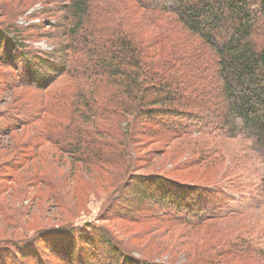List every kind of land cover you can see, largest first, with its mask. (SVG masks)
<instances>
[{
    "label": "trees",
    "instance_id": "1",
    "mask_svg": "<svg viewBox=\"0 0 264 264\" xmlns=\"http://www.w3.org/2000/svg\"><path fill=\"white\" fill-rule=\"evenodd\" d=\"M134 1L149 13L173 16L184 34L181 42L163 44L159 52L125 20L126 10L109 0H70L57 27L62 39L50 52L34 51L26 45L30 36L0 27V64L14 76L15 87L47 92L65 77L76 84L69 120L80 119L90 128L78 126L55 145L74 163L92 168L122 162L119 179L115 176L111 185V203L99 218L121 203L137 207L122 212L116 206L123 219L140 222L151 216L185 227L205 226L223 214L216 190L160 173L138 175L131 170L136 166L133 152L146 140L223 132L253 138L264 157V44L258 41L264 33V0ZM167 38L174 40L164 34ZM181 44L195 47L186 51ZM7 126L1 125L0 132ZM118 129L124 137L119 142ZM260 192L264 195V179ZM207 196L214 197L205 203ZM65 229L8 243L11 254L5 258L12 264H48L51 259L62 264H177L157 262L156 256L135 258L127 245L95 223ZM226 253L233 259H243L238 254L244 253L253 257L250 247ZM209 258L204 264H220L218 256Z\"/></svg>",
    "mask_w": 264,
    "mask_h": 264
},
{
    "label": "rangeland",
    "instance_id": "2",
    "mask_svg": "<svg viewBox=\"0 0 264 264\" xmlns=\"http://www.w3.org/2000/svg\"><path fill=\"white\" fill-rule=\"evenodd\" d=\"M69 1L0 0V27H8L12 35L20 31L30 36L26 45L32 50L50 52L62 39L61 28L57 27L63 24L62 9ZM109 2L120 11L126 10L125 20L142 31L147 43L155 50L158 47L159 52H163V44L180 43L184 37L175 27L173 16L149 13L134 0ZM164 34L174 40H164ZM258 41L264 44L263 32ZM193 46L181 44L186 51ZM13 77L0 64V126L8 125L0 132V264H12L10 258H5L11 254L9 246L5 247L8 243L48 229L66 232L67 227L81 228L87 223L105 227L113 238L127 245L135 258L156 256L157 262L204 264L211 260L209 257L218 256L220 264H264V195L260 194L264 157L253 138L191 132L136 145V166L131 170L138 175L160 173L216 190L218 209L223 210L216 221L197 228L161 222L151 216L135 222L115 213L117 207L124 212V207L130 206L121 203L99 218L111 203V185L119 176L122 162L92 168L74 163L55 145L78 126L90 128L80 119L74 118L72 123L69 120L73 118L76 84L65 77L41 92L15 87ZM16 119L23 120V124ZM119 126L123 132L125 124ZM116 131L120 135L116 141L124 140L122 132ZM249 247L253 257L238 254ZM228 251L243 259H233ZM48 264L62 263L51 259Z\"/></svg>",
    "mask_w": 264,
    "mask_h": 264
}]
</instances>
